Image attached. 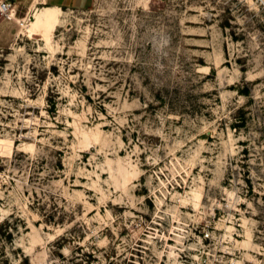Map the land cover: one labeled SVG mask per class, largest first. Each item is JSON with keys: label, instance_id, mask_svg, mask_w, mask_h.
<instances>
[{"label": "rangeland", "instance_id": "374dc122", "mask_svg": "<svg viewBox=\"0 0 264 264\" xmlns=\"http://www.w3.org/2000/svg\"><path fill=\"white\" fill-rule=\"evenodd\" d=\"M46 4L0 13V264H264V0H84L28 34Z\"/></svg>", "mask_w": 264, "mask_h": 264}, {"label": "bare ground", "instance_id": "6f19581e", "mask_svg": "<svg viewBox=\"0 0 264 264\" xmlns=\"http://www.w3.org/2000/svg\"><path fill=\"white\" fill-rule=\"evenodd\" d=\"M60 11L61 10L57 6H47L36 13L35 18L31 19L29 24L25 27V31L28 34L41 32V34L46 37L57 25Z\"/></svg>", "mask_w": 264, "mask_h": 264}, {"label": "crops", "instance_id": "0c3cea01", "mask_svg": "<svg viewBox=\"0 0 264 264\" xmlns=\"http://www.w3.org/2000/svg\"><path fill=\"white\" fill-rule=\"evenodd\" d=\"M14 9V15L12 18H4L2 23H6L7 25L15 24V22L22 21L25 19V17L29 16L30 14H33V12L38 9L39 4H46L47 0H9ZM49 5H56L59 6L60 4L64 3H72L77 4L81 3L84 0H48Z\"/></svg>", "mask_w": 264, "mask_h": 264}, {"label": "built area", "instance_id": "2783aa9c", "mask_svg": "<svg viewBox=\"0 0 264 264\" xmlns=\"http://www.w3.org/2000/svg\"><path fill=\"white\" fill-rule=\"evenodd\" d=\"M0 13L4 15L5 18L13 17L14 9L12 3L9 0H0Z\"/></svg>", "mask_w": 264, "mask_h": 264}, {"label": "trees", "instance_id": "16d2710c", "mask_svg": "<svg viewBox=\"0 0 264 264\" xmlns=\"http://www.w3.org/2000/svg\"><path fill=\"white\" fill-rule=\"evenodd\" d=\"M222 25V27H225V24H221Z\"/></svg>", "mask_w": 264, "mask_h": 264}]
</instances>
